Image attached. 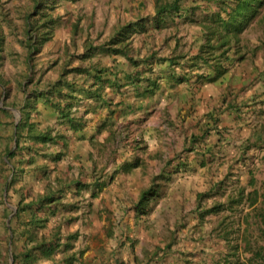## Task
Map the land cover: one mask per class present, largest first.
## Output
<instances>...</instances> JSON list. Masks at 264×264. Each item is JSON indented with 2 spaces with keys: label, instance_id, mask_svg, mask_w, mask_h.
<instances>
[{
  "label": "rangeland",
  "instance_id": "rangeland-1",
  "mask_svg": "<svg viewBox=\"0 0 264 264\" xmlns=\"http://www.w3.org/2000/svg\"><path fill=\"white\" fill-rule=\"evenodd\" d=\"M16 1L19 11L32 10V0ZM214 1L216 3L218 0H212L207 5H215ZM193 3L196 6L204 4L201 0ZM152 14L153 0H61L55 9L61 23L54 32L57 37L46 43L34 59L37 76L49 70L50 66H55L52 62H56V65L66 62V68L72 67L81 54L89 53V45L99 47L114 33V28L125 24L129 17L135 20L148 18ZM2 16L0 23L4 50L1 53L0 81L15 80V86L19 87L24 83L23 76L28 71L26 51L18 44V39L23 38L24 14H13V20L9 22L3 21ZM203 16V12H196L197 18ZM263 18L264 7L244 33L242 44L249 48H246L248 53H244L243 61L230 63L227 74L221 80L207 84L208 89L201 93L200 88L205 85L199 83V78L194 79V97L187 102L182 117L176 115L171 118L169 113L154 108H148L149 113L136 112L134 108L130 115H127L129 112L123 113L127 109L120 110L115 116H110L114 117V122L103 124L105 131L94 133V140H89L90 149L79 154L77 146L71 150L73 144L69 141L61 161L54 163L46 160L49 181L53 183L57 177H83L93 186L102 184L95 199L90 197L91 190L95 188L82 190L83 196L76 199L80 206V219L77 224L66 227L73 230L76 225L81 234L76 245L84 253L76 264H214L221 257L225 243L216 228L223 216L230 217L227 223L234 220V213L225 209L217 215L206 216L200 222L198 215L201 209L196 198L200 192L206 194L201 199L202 207L227 204L230 196H237L239 187H244L246 192L256 188L261 197L264 196V153L259 148L243 149L249 144L247 138L252 125L257 126L262 115L256 111L264 108L246 98L248 92L252 96H260L264 92V75L260 73L264 68V44L261 41L264 36ZM150 24H146L147 29L131 36L130 55L139 58V55L155 52L157 56L167 57L171 54L169 40L173 38L172 34H175L177 43L181 40L189 50L193 43L195 54L203 42L200 28L188 19L168 20V27L162 26L160 29ZM73 25H76L75 34ZM190 36L195 37L192 43L189 42ZM94 52L91 53L92 58L85 61L98 62V59H102L105 63L109 62L107 54H101L99 50ZM73 55L78 57L72 59ZM68 59L70 61H66ZM176 68L182 69L181 66ZM15 91L19 94L18 101H21L20 90L17 88ZM3 92L0 87V167L6 160L1 147L14 146V122L23 117L20 109L18 113L10 110V107L5 109L4 103L11 105L15 101H12L11 92L7 97ZM235 94L236 98L230 97ZM216 97L218 99H214ZM240 100L247 109L243 111L247 119L243 126L235 123V109H229L224 114L222 112L226 103L234 102L237 108ZM254 104L257 107L252 112L249 107ZM28 106L30 108L31 102ZM214 110L219 119L218 127L216 125L208 137L197 143L193 151H185L190 147V137L198 134V125L206 123L205 114ZM162 111L163 116H160ZM39 116L31 112V119L35 122ZM261 130L264 132V122H261ZM206 146L210 149L208 152L204 149ZM29 169L22 179L14 183V188L23 185L35 193L43 191L48 180L43 179L41 171L34 166ZM164 170L172 175L161 183L160 196L149 203L146 213H135L133 202L139 193ZM251 180L255 185H250ZM257 205L264 207L261 200ZM236 210L235 229H239V232L230 235V238L237 237L244 230L253 244L257 241L264 245L259 222L253 217L251 208L244 204L236 206ZM248 213L250 216L245 219ZM245 258L246 255H242L241 261H245ZM0 264H4L1 258Z\"/></svg>",
  "mask_w": 264,
  "mask_h": 264
},
{
  "label": "trees",
  "instance_id": "trees-1",
  "mask_svg": "<svg viewBox=\"0 0 264 264\" xmlns=\"http://www.w3.org/2000/svg\"><path fill=\"white\" fill-rule=\"evenodd\" d=\"M32 1V10L34 11L29 8L17 10L21 14L22 11L26 12L22 16L23 38L18 39V44L26 51L28 71L23 76L24 83L18 88L22 97L21 101L17 100L11 104L14 108L19 103L18 109L23 115L14 128V146L1 147L6 160L0 167V258L4 264H9V251H11L12 264H75L82 257L84 250L75 252L74 243L78 241L79 233L77 230L66 232L65 228L79 218L76 211L80 206L76 199L83 196L82 190L95 188L96 190H91L90 195L91 199H95L102 184H96L95 187L83 177H57L54 180L55 183L49 181L46 160L49 159L57 163L63 159L68 134L61 131V128H40V125L31 119L32 111L38 113L36 104L41 101L44 106L53 108L71 131L81 133L86 127L85 116L89 111L85 110L81 114L78 112L79 105L75 102L82 95L79 92L81 89H76L77 78L74 76H80L81 85L86 86L82 92L86 98H95L99 102V109H104V107L109 109H107L108 117L114 115L115 110H110L113 104L112 100L108 98L106 88L113 92L120 91L123 87L120 77H123L128 84L136 86V90L137 85L142 88V92L137 96H152L159 89L160 80L164 77L144 75L151 71L149 66L152 59L159 64H169L171 72L167 76H163H166L170 87L182 83L192 87L190 80L194 81L196 78H199L200 84L214 83L227 73L230 63L241 62L245 59L244 53H248L246 48L249 47L242 44L244 33L251 21L264 7V0H218L216 3L214 1L217 8L215 7L216 9L209 16L204 14L201 19L196 17V12L201 7L205 8L207 3H211L212 0H201L204 3L202 6L195 4L185 6L187 2H195V0H153V14L150 17H140L132 23L116 26L114 33L99 47L88 46L87 52L89 53L84 52L80 55L77 66L66 68L65 65L58 80L53 83L43 82V73H39L34 81V77L37 75L34 59L39 55L43 46L52 40L55 30L61 25L60 18L55 15V9L61 0H45L44 3L41 0ZM65 1L74 2L76 0ZM41 6L44 8L40 9ZM0 15H3V21L13 20L10 12L4 10L2 4H0ZM177 17L183 20L188 19L201 29L203 42L198 52L190 60L186 61L184 55L157 58L156 53L153 52L149 53V56L141 62L148 66L146 70L135 69L129 74L116 70V66H106L97 61H87V65L83 66L85 60L92 58L91 53L99 50L101 54L124 56L132 66L137 68L138 63L129 56L131 36L147 29L146 24L149 23H151V27L155 26L158 29L162 26L168 27V20L173 21ZM75 32L76 25H73V33L75 34ZM3 41L0 23V66L2 63L1 53L4 50ZM76 57L78 56H71L72 59ZM180 66L182 71L177 72L175 68H180ZM203 66L207 68L206 72L191 74L192 69H199ZM69 74L73 75V80H67ZM41 82H43L42 86ZM143 82L147 83L146 87L142 86ZM0 85L4 87V94L7 97L12 91L11 82L3 80L0 81ZM192 91H194L193 87L190 94ZM262 95L264 96V92ZM230 97L236 98L235 95ZM29 102H31L30 108ZM260 103L264 106V98ZM4 104V106H8L7 103ZM235 108L234 102L227 103L225 106V110ZM204 120L206 123L198 125V134L190 137L188 144L192 148H186L185 151H193L194 146L208 137L210 131L219 122L215 110L207 112ZM60 125L62 124L59 123L58 126ZM102 130L105 131L103 125L96 126V133ZM57 146L58 148H56ZM206 147L204 149L208 152L210 149ZM179 164L184 165L183 163ZM32 166L37 171H41L43 179L48 180L45 189L35 193L31 188L23 185L14 188V183L22 179ZM170 175H172L170 172L164 170L152 178L151 184L143 189L133 202L135 213H146L149 203L156 201L160 196L161 183L169 180ZM250 185H255L254 180L250 181ZM205 195L200 192L196 198L201 209L198 215L200 222H203L206 216L217 215L225 209L234 213V220L227 223V219L230 217L223 216L216 228L219 230L220 239L225 243V250L214 264H264L263 244H259L257 241L253 244L244 230L237 237L230 238V235L239 232V229H235L236 206L244 204L254 212L253 217L259 222V231L264 237V207L257 205L259 200L264 204V196L261 197L256 188L246 192L244 187H239L237 196L235 198L230 196L227 204L217 203L210 207H202L200 206L201 199ZM249 214H245V219ZM242 255H246L245 261H241Z\"/></svg>",
  "mask_w": 264,
  "mask_h": 264
},
{
  "label": "crops",
  "instance_id": "crops-1",
  "mask_svg": "<svg viewBox=\"0 0 264 264\" xmlns=\"http://www.w3.org/2000/svg\"><path fill=\"white\" fill-rule=\"evenodd\" d=\"M0 4L3 5L5 10H9L11 17L13 16V14L17 13L19 4H18V2L16 0H0ZM188 4L191 5V4H194V3L193 2H187V4L185 6H187ZM214 6L215 5H213V3L209 4V5H206L205 8L201 7L199 11H201L205 15L209 16V14L212 13L216 9V8H214ZM24 13L25 12L22 11V14H24ZM176 20H178V21L182 20L183 21V19L179 18V17L173 19V21H176ZM132 21H134V19L129 17L128 20L126 21V23H130V22L132 23ZM172 23H176V22H172ZM172 25H174V24H172ZM174 27H178V25H175ZM199 33L201 35V29H200ZM191 34L193 35V33H191ZM55 37H57V34H55L53 36V38H55ZM172 37L173 38L171 40H169L170 41L171 54L169 56H167V57L158 55L157 58H170V57H172L171 55L174 54L175 56L176 55H184L185 56L184 59L186 61L190 60V58L192 56H194V54H195L194 53L195 47H194V45L192 43V41L195 40V37L194 36H190L191 38H189L190 39L189 42L192 43V45L190 46L191 50H189L188 46L187 47L184 46V44H183V42H181V40H180V42L177 43L176 40L174 39L175 38V34H172ZM263 39H264V36H263ZM263 39L261 40L262 42H264ZM60 45H63V44L60 43ZM197 49H198V47H197ZM149 53L146 54L145 56L139 55L138 56L139 58H137V56L129 55V56H131L134 59V61H136L138 63V67L137 68L132 66L131 63L124 56L108 55L107 57L109 58V62H107V63L103 62L102 59H98V60L103 65L116 66V70L118 69L120 71H123V73L129 74V73H132L135 69L138 70V71H141V70H146L148 68V66L142 64L141 62H142L143 59H145L146 57L149 56ZM152 60L153 61L150 62V66H149L150 69H151V71H149V72H151V73L149 74V72H148V73H146L144 75H147V76L151 75L152 77H157V76L164 77L163 79L160 80L159 89H157V91H155V93L152 96H143V95L137 96L138 93L142 92V88L137 85V90H136V88H135L136 86H134L132 84H128L123 79V77L122 78L120 77L121 85L123 86L120 89V91L113 92V90H111L109 88H106V92H107L108 98L112 100V104H113L110 107V110H115L114 114H116L120 110L127 109L126 111H123V113L129 112L127 115H130L134 108H135L136 112H142V113H147L148 112L149 113V110H147V109L148 108H152V109L154 108L155 110L162 109L166 113L170 114L169 117L173 118V117H176V115H179V116L182 117L183 114L186 112L187 105H188L187 102H190V100H193V97H194V96H192V94H190V90L192 89V87H195L196 85L192 84V87H189V85L182 83V84H177V85H175L173 87H170L169 84H168L169 82L166 79V76L168 75V73L171 72V68L169 67V64L168 63L159 64V63H157L156 60H154V59H152ZM66 61H70V59H68ZM52 63H54L55 66H53V67L50 66L48 68L49 70L43 72V82L53 83L56 80H58L59 76L61 75V73H62V71L64 69V66L66 65V62H63V64H62V62H61V64L59 62V64H57V65H56V62H52ZM87 63H88L87 61L83 62V66H86ZM78 64H79V60H77L76 64L73 65V66H77ZM60 65H62L61 68H60ZM67 68H69V67H67ZM175 70L177 72L182 71V70H178V68H175ZM198 71L199 70L197 69V70H191L190 72H191V74H193V73L198 72ZM200 71L206 72V68L203 66L200 69ZM263 72H264V68L260 70V73H263ZM226 74H224L223 77ZM163 75H166V76H163ZM37 77L38 76L35 75L34 81H36ZM74 77L77 78V85H76L77 87H76V89L80 88L81 90L79 92H81L80 95H82V97L79 98L78 101L75 102L76 104L78 103V105H79L78 112L81 114L85 110L89 111V113H87L86 116H85V120H86L85 129L81 133H76V132L71 131L67 127L66 123L58 117L57 112L53 108H51L49 106H46V105L44 106L41 101H39L36 104V107L38 108V111H37L38 113H36V114H38V116L40 115L39 118L36 119V122L42 123V125L46 124L44 126L40 125L41 128H46V127H49V128L50 127L51 128L54 127L56 129L61 128V131L63 130L64 133L68 134L67 146H68V143L70 141V143L73 144V147H70L71 150H73V148H75V146H77L79 148V154L80 153L82 154V152H84V150L90 149L89 148V140H92V141L94 140L93 138H94V133H96V126L97 125H103L104 123H106L108 121L110 123H112L114 117L110 118V117L106 116L108 114L107 113V109L108 108L104 107V109H101V108L99 109L98 108L99 102H97L95 100V98H90V99L86 98V96H84L83 93H82L83 90L86 88V86L85 85H81L82 79L81 78L79 79L80 76L77 75V76H74ZM223 77L219 78L218 80H221ZM73 79L74 78H73L72 74H69L67 76V80H73ZM4 81L5 82H8V81L11 82V84H12L11 98H12V101L14 100L16 102L19 99V97H17L19 94L18 93L16 94L15 89H17L19 87L15 86V80H14V82H12L10 80H5L4 79ZM217 81H215V82H217ZM43 82H41V86H42ZM90 82H91V79H90ZM190 82L193 83V80L191 79ZM143 83L145 85L143 84L142 86L146 87L147 83H145V82H143ZM207 84L208 83L203 84L205 86H202L200 88V93H201V91L208 89L206 87ZM239 86H241V85H239ZM0 87H2V86L0 85ZM2 88L4 90V87H2ZM252 95L253 94L248 92L246 94V98L247 99L250 98V100H253L256 104H259V107H264L262 105V103H260V101L264 98V96L263 95L252 96ZM235 96H236V94H235ZM162 97H163V99L165 101L162 100ZM246 98H245L244 101L247 100ZM214 99H218V97H216ZM0 100H2V98ZM242 102L243 101L240 100V103L238 104V107L235 108V114H234L235 115L234 116L235 117V123H237L239 126H243L244 124L247 123V119H246V117H244L246 112H243V111H246L247 109L244 108V102L243 103ZM255 106H256L255 104L253 106L250 105L249 108L252 109V112L254 110H256L255 108L257 106L256 107ZM8 107H10V110H12V111H16V112L18 111V105L14 106V108H16V110L11 108L12 107L11 105H8L5 109H7ZM164 108L166 110H164ZM228 110L229 109L224 110L223 114L226 111H228ZM163 111L160 114V116H163L162 115ZM256 112L259 113V114H262V115H260V117H259V121H258L259 123L257 124V126L255 124L252 125L253 129L249 133V137L247 138L249 144H246V146L243 149H245V148H247L249 146L247 149H249V148L250 149H252V148L256 149L257 148L258 149L259 148V150L262 153H264V132H262V130H261V122H264V108H259ZM156 114L158 115L159 112H157ZM41 117H43L42 120H40ZM238 117H240L241 120H237ZM16 123L17 122L15 121L14 122V128H15ZM59 123L62 124V125L58 126ZM217 127H218V125H217ZM244 133H247V132L245 131ZM247 139H245L244 141H246ZM12 140H13V138H12ZM249 140H250V142H249ZM5 146H7V145H5ZM88 151H90V150H88ZM76 214H79V212L76 211ZM79 219H80V216H79L78 220ZM78 220L73 222V223L77 224ZM65 229H66L65 230L66 232H71V231L77 230L78 233H79V237L81 236V234H80V232L78 230V227L76 225H74V229L73 230L72 229L68 230L69 228H65ZM77 242L74 243L75 252L82 250V249H78L77 248V245H76ZM78 262H79V260L76 263H78Z\"/></svg>",
  "mask_w": 264,
  "mask_h": 264
},
{
  "label": "water",
  "instance_id": "water-1",
  "mask_svg": "<svg viewBox=\"0 0 264 264\" xmlns=\"http://www.w3.org/2000/svg\"><path fill=\"white\" fill-rule=\"evenodd\" d=\"M17 113H18V111H17ZM18 121H19V119H18ZM18 121H17V123H18ZM16 123V124H17ZM15 140V139H14ZM4 195H5V193H4ZM12 262H13V258H12V256H11V251H9V264H12Z\"/></svg>",
  "mask_w": 264,
  "mask_h": 264
},
{
  "label": "clouds",
  "instance_id": "clouds-1",
  "mask_svg": "<svg viewBox=\"0 0 264 264\" xmlns=\"http://www.w3.org/2000/svg\"><path fill=\"white\" fill-rule=\"evenodd\" d=\"M135 21V20H134Z\"/></svg>",
  "mask_w": 264,
  "mask_h": 264
}]
</instances>
